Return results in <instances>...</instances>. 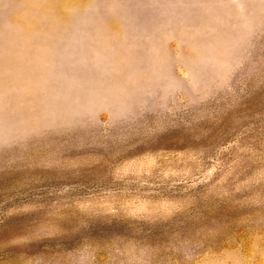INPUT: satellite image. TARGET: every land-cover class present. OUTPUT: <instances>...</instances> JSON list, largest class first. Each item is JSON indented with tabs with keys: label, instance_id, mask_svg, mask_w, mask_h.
<instances>
[{
	"label": "rangeland",
	"instance_id": "374dc122",
	"mask_svg": "<svg viewBox=\"0 0 264 264\" xmlns=\"http://www.w3.org/2000/svg\"><path fill=\"white\" fill-rule=\"evenodd\" d=\"M0 264H264V0H0Z\"/></svg>",
	"mask_w": 264,
	"mask_h": 264
}]
</instances>
